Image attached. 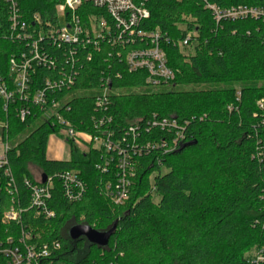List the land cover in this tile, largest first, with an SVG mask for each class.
<instances>
[{
  "label": "trees",
  "instance_id": "obj_1",
  "mask_svg": "<svg viewBox=\"0 0 264 264\" xmlns=\"http://www.w3.org/2000/svg\"><path fill=\"white\" fill-rule=\"evenodd\" d=\"M63 1L16 0L31 31L56 25V8ZM131 1L148 10V17L135 30L159 33L166 64L174 73L171 81L153 84L146 81L145 70L130 71L125 53L143 47L146 40L134 35L124 44H111L116 33L110 17L103 9L82 3L75 9L80 21L87 24L90 15L102 16L110 32L104 33L98 50L86 49L89 59L81 49L74 58H65V46L41 40L39 52L53 64H33L30 86L43 87L45 78L57 79L63 71L73 82L53 97L68 100L69 110L61 112L77 130L111 132L112 139L125 148L131 137L128 127L135 128L132 143L141 151L133 157L134 176L126 201L114 204L102 190L113 179L112 172L103 174L95 166L102 162L103 148L93 143L80 148L65 137L69 157L48 159L47 141L57 127L32 106L31 113L20 120L15 108L25 103L15 99L3 110L0 100V120L8 124L12 145L7 158L15 185L14 203L26 209L19 221L1 222L10 200L8 189H1L0 242L21 247L23 230L30 233L25 244L58 240L60 249L38 258L40 264H264V17L216 20L207 6L264 10V0ZM9 6L0 0V83L11 88L9 60L20 63L22 55L29 57L32 50L28 41L11 35ZM186 36L192 52L180 45ZM105 86L108 102L104 109L96 105V95ZM161 118L174 119L183 135L166 153L144 147L147 142L172 138L173 129L150 126L153 119ZM99 120L103 125L96 130L93 124ZM30 164L47 176L78 171L86 185L83 197L69 201L54 175L46 202L54 216H36L24 183V179L36 183ZM114 223L104 247L68 235L75 224L105 231ZM7 238L11 244H6ZM257 254L263 257L261 261H255ZM7 260L0 254V264Z\"/></svg>",
  "mask_w": 264,
  "mask_h": 264
},
{
  "label": "built area",
  "instance_id": "obj_2",
  "mask_svg": "<svg viewBox=\"0 0 264 264\" xmlns=\"http://www.w3.org/2000/svg\"><path fill=\"white\" fill-rule=\"evenodd\" d=\"M9 2L8 21L11 30V35L14 39L28 41L31 44V54L28 57L22 55L20 63L15 61V58L9 60V71L13 74V86L8 88L4 83H0V100L3 103L2 109L6 110L8 102L18 99L25 104L15 108V113L20 120L28 116L32 109L31 106L37 108L47 118L53 126L57 127V133L71 139L77 146L85 148L89 143H93L96 147L103 148L105 153L101 163H96V168L103 174L113 173L112 180L106 181L103 186V192L112 200L114 204H123L129 193L130 179L134 176L133 157L136 153H140V149L136 144H133L136 130L134 127H128L131 135L126 147L112 139V133L102 131V133L92 134L85 130H77L70 121L64 116V112L69 110V102L66 98H54L53 94L59 91L63 85L72 84V76L65 72H61V76L57 79L45 78L44 86L36 89H31V73H33V64L40 66L47 61L53 64V60L47 59L45 54L39 52L38 43L41 40H47L56 47L65 46L66 52H62L65 58H74L77 49L84 50L87 58H90V52L86 49L91 47L94 50L99 49L100 40L104 37V33H109L110 25L102 16L90 15L89 22L85 24L81 22L75 14V9L82 3H90L91 5L101 8L110 17L113 22L116 35L109 41L111 44L126 43L128 38H133L134 35L139 36L140 40H146L143 47L132 49L125 53L124 61L130 71L143 69L147 72V82L153 84L159 82L171 81L174 78L173 71L166 64V57L160 45V35L157 31L142 32L136 31L135 26L142 19L148 17L149 13L142 5H136L131 0H64L57 6V13L67 11L65 16V24L52 25L48 28L30 30L26 22L21 18L16 0H4ZM211 9L218 20L221 17H264L262 8L254 7H238L220 10L215 5H207ZM33 20L38 21L37 15H33ZM188 36L180 41V45L188 44ZM108 41V42H109ZM107 86L101 88L96 95V105L104 108L107 105ZM238 100V97L236 98ZM257 104L260 108L263 107V100L259 99ZM60 109V111H58ZM232 109V106H229ZM150 126H159L162 129H173L172 138L167 141L162 138L158 141L147 142L144 147L148 149H156L162 153H166L175 147L177 142L183 139L182 129L176 124L174 119L161 118L160 120L153 119ZM103 125L102 120L93 124L96 130ZM8 124L0 120V191L3 188L8 189L10 200L1 214V222L9 223L19 221L21 213L26 209L17 207L15 201V185L8 167L7 153L11 148L10 140L7 136ZM125 130L126 136L128 135ZM125 136V137H126ZM125 140V138H123ZM132 149V153L129 152ZM135 151H137L135 153ZM258 156L262 157L263 153L258 152ZM57 177L61 180L64 194L69 201L80 200L86 190L84 181L78 174V171L69 169L57 172ZM45 177V181H41V172L35 178L36 183L24 179L25 185L30 190L29 206L35 209V215L45 219L54 216V212L47 207V200L51 196L53 187V176ZM30 238V233L22 231L19 240L21 247L16 245H3L0 242V254L5 255L8 260L6 264H40L38 258H47L52 252L60 249L58 240L42 242L39 245L25 244L24 241ZM6 244H11V239H6ZM263 257L260 254L255 255V261H261ZM48 264H51L49 262Z\"/></svg>",
  "mask_w": 264,
  "mask_h": 264
},
{
  "label": "rangeland",
  "instance_id": "obj_3",
  "mask_svg": "<svg viewBox=\"0 0 264 264\" xmlns=\"http://www.w3.org/2000/svg\"><path fill=\"white\" fill-rule=\"evenodd\" d=\"M58 18V23L60 25H64L65 24V16L64 13L62 12H58L57 15ZM186 48L184 49L186 52H192V48L191 46H185ZM65 136L61 135L60 133H54L51 134L49 139H48V143L46 145V154L50 157H68L69 156V149L68 146L66 145L65 141H64ZM80 148H83L82 146H79ZM29 170L31 172V174L34 176V178L38 177L39 174V169L30 164L29 165ZM57 264H66L62 261H58Z\"/></svg>",
  "mask_w": 264,
  "mask_h": 264
},
{
  "label": "water",
  "instance_id": "obj_4",
  "mask_svg": "<svg viewBox=\"0 0 264 264\" xmlns=\"http://www.w3.org/2000/svg\"><path fill=\"white\" fill-rule=\"evenodd\" d=\"M45 177L46 175L44 173H41L42 182L45 181ZM114 228L115 223L112 225L111 228L105 231L96 230L92 226L86 224H75L69 227L68 235L72 240L84 237L88 242L96 244L100 247H104L107 245Z\"/></svg>",
  "mask_w": 264,
  "mask_h": 264
},
{
  "label": "crops",
  "instance_id": "obj_5",
  "mask_svg": "<svg viewBox=\"0 0 264 264\" xmlns=\"http://www.w3.org/2000/svg\"><path fill=\"white\" fill-rule=\"evenodd\" d=\"M49 137H50V136H49ZM48 139H49V138H48ZM47 143H48V141H47ZM46 157H47L48 159L60 160V159L68 158L69 156H68V157H62V156H60V157H57V158H56V157H53V158H52V157H50V156H48V155L46 154Z\"/></svg>",
  "mask_w": 264,
  "mask_h": 264
}]
</instances>
